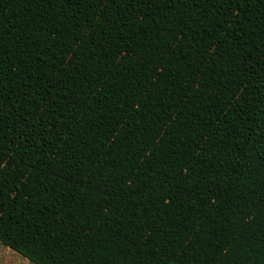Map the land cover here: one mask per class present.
I'll use <instances>...</instances> for the list:
<instances>
[{
	"label": "trees",
	"instance_id": "obj_1",
	"mask_svg": "<svg viewBox=\"0 0 264 264\" xmlns=\"http://www.w3.org/2000/svg\"><path fill=\"white\" fill-rule=\"evenodd\" d=\"M0 245L33 264H264V0H0Z\"/></svg>",
	"mask_w": 264,
	"mask_h": 264
},
{
	"label": "crops",
	"instance_id": "obj_2",
	"mask_svg": "<svg viewBox=\"0 0 264 264\" xmlns=\"http://www.w3.org/2000/svg\"><path fill=\"white\" fill-rule=\"evenodd\" d=\"M0 257H6L7 260L13 264H33L16 251L4 246H0Z\"/></svg>",
	"mask_w": 264,
	"mask_h": 264
},
{
	"label": "rangeland",
	"instance_id": "obj_3",
	"mask_svg": "<svg viewBox=\"0 0 264 264\" xmlns=\"http://www.w3.org/2000/svg\"><path fill=\"white\" fill-rule=\"evenodd\" d=\"M0 264H13V263L9 262L6 257H0Z\"/></svg>",
	"mask_w": 264,
	"mask_h": 264
},
{
	"label": "snow or ice",
	"instance_id": "obj_4",
	"mask_svg": "<svg viewBox=\"0 0 264 264\" xmlns=\"http://www.w3.org/2000/svg\"><path fill=\"white\" fill-rule=\"evenodd\" d=\"M0 110H2V106H0Z\"/></svg>",
	"mask_w": 264,
	"mask_h": 264
}]
</instances>
